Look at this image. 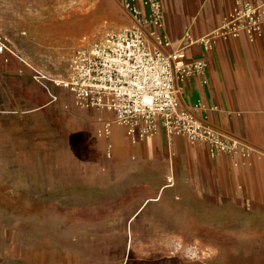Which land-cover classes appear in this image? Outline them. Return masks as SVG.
I'll return each mask as SVG.
<instances>
[{
    "label": "rangeland",
    "instance_id": "obj_1",
    "mask_svg": "<svg viewBox=\"0 0 264 264\" xmlns=\"http://www.w3.org/2000/svg\"><path fill=\"white\" fill-rule=\"evenodd\" d=\"M165 2L181 23L196 14L194 0ZM129 14L124 0H0V21L8 15L20 26L2 39L4 53L24 64L28 108L0 114V152L12 148L0 163L20 165L0 166V264H237L242 254L259 262L258 205L203 196L201 213L193 203L184 204L191 212H174L176 204L162 211L135 178L104 172L114 133L107 139L98 131L106 121L117 126L115 116L82 110L68 91L40 79L68 76L76 50L127 27ZM37 97L41 106L32 109ZM188 184L184 176L166 191L179 203L193 191Z\"/></svg>",
    "mask_w": 264,
    "mask_h": 264
},
{
    "label": "crops",
    "instance_id": "obj_2",
    "mask_svg": "<svg viewBox=\"0 0 264 264\" xmlns=\"http://www.w3.org/2000/svg\"><path fill=\"white\" fill-rule=\"evenodd\" d=\"M161 1L166 32L175 42L182 39L186 29H190L196 38L210 34L222 25L233 8L232 0H194L197 4L196 14L181 23L180 17L173 19L169 15L167 1ZM136 2L145 11L143 0ZM9 10L6 6L4 11ZM134 22V17L129 14L128 26ZM10 26L20 27L11 23L6 15L0 21V38L5 39V29ZM86 41L88 39L84 43ZM10 54L8 51L0 52V114L14 113L18 116L28 109L24 84L26 70L24 64ZM188 57L190 60H205L208 67L205 79L193 77L181 86L182 107L197 109L195 113L200 120L222 134L247 144L255 152L246 159L228 156L212 158L206 146L193 145L184 137L170 138L162 129L154 139L133 144L126 129L115 125L112 139L116 148L108 142L112 146V157L104 166V172H113L121 179L135 178L139 187L147 189L145 193L151 197L158 196L154 201L165 205L164 212H171V204L177 205L173 211L191 212L184 204L193 203L196 206L193 211L201 213L204 197L213 199L215 203L226 197L241 205H258L256 216L261 225L257 233L252 234L264 237V36L253 42L247 35L228 41L219 40L210 52L196 45L188 51ZM33 102L37 106L32 109L41 106L40 97ZM97 112L113 115L106 111ZM9 149L12 148H6L0 155L9 156ZM0 166L9 172L20 165L16 166L13 160L5 158ZM184 176L193 191L186 198L181 197L177 203L172 199L174 192L166 190L180 185ZM171 177L175 185L166 187V179ZM231 189L234 191L231 192ZM143 203L149 204V199ZM262 241L264 243V238ZM249 250L248 247L242 248V251ZM259 252L257 264H264V246ZM249 259V255L242 254L235 256L234 261L237 264H254L249 263Z\"/></svg>",
    "mask_w": 264,
    "mask_h": 264
},
{
    "label": "built area",
    "instance_id": "obj_3",
    "mask_svg": "<svg viewBox=\"0 0 264 264\" xmlns=\"http://www.w3.org/2000/svg\"><path fill=\"white\" fill-rule=\"evenodd\" d=\"M224 26L196 38L186 29L181 40L167 34L161 0H124L134 23L108 30L96 42L81 47L72 57L65 78L40 77L45 87L68 91L82 110L106 111L126 128L133 144L154 139L160 130L170 138L184 137L193 145L206 146L212 158H248L253 149L217 131L181 105V86L193 77L206 78L208 63L190 60L188 51L200 45L206 52L219 40L247 35L251 41L264 36V0H232ZM8 50L0 38V52ZM207 83V82H206ZM50 85V86H49ZM49 89V88H48ZM113 122H103L98 133L109 139ZM108 156L112 157V146ZM175 185L174 178L166 187Z\"/></svg>",
    "mask_w": 264,
    "mask_h": 264
}]
</instances>
